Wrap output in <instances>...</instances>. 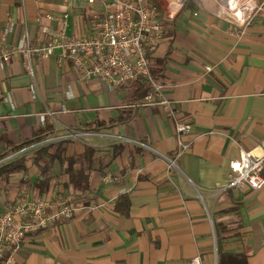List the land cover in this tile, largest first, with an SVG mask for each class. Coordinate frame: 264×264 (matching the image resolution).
Here are the masks:
<instances>
[{
  "label": "crops",
  "instance_id": "1",
  "mask_svg": "<svg viewBox=\"0 0 264 264\" xmlns=\"http://www.w3.org/2000/svg\"><path fill=\"white\" fill-rule=\"evenodd\" d=\"M99 9L0 0V51L21 44L25 33L34 44L52 38L64 12L65 34L78 36ZM217 10L215 0H187L149 57L165 97L190 124L183 137L189 147L179 155L172 120L161 105L144 104L141 81L113 89L98 78L84 80L70 61L58 62L59 49L34 57L33 77L21 54L0 58V155L7 154L0 160L44 130L54 137L83 133L59 140H66V156L93 149L83 194L64 185L67 162L56 158L46 190L33 185L43 178L36 165L1 187L0 211L21 188L30 198H48L53 184L78 207L71 218L29 235L15 264H188L194 256L201 264H264V186L227 187L229 161L241 149L264 153V16L237 38L240 27ZM120 195L128 200L117 208Z\"/></svg>",
  "mask_w": 264,
  "mask_h": 264
},
{
  "label": "built area",
  "instance_id": "2",
  "mask_svg": "<svg viewBox=\"0 0 264 264\" xmlns=\"http://www.w3.org/2000/svg\"><path fill=\"white\" fill-rule=\"evenodd\" d=\"M65 1L78 8L100 4L101 9L91 14L88 31L78 36L66 35L64 28L68 12H64L56 16L59 28L51 33L52 38L34 44L25 33V40L19 45L3 48L0 58L7 61L10 54H21L27 73L33 77L34 57L46 58L59 49L58 62L70 61L84 80L98 78L113 89L129 82L141 81L146 87L144 104L161 105L173 122L179 146L176 155L186 151L189 143L183 137L189 132L190 124L180 120L172 101L164 95V85L153 78L149 57L163 40L167 23L187 0ZM215 2L217 14L240 27L235 32L237 38L241 37L255 16H264V0ZM46 16L48 19L54 18L50 14ZM42 31L47 32L48 29L43 27ZM82 134L68 131L64 136L49 135L41 141L54 143ZM263 168L264 153L254 155L241 149L239 156L229 161L227 187L260 190L264 186V177L261 175ZM77 208L74 196L58 184L52 185L48 198H30L28 190H18L12 203L0 211V264H15L14 254L29 235L49 229L59 220L71 218ZM188 264H201L200 257L194 256Z\"/></svg>",
  "mask_w": 264,
  "mask_h": 264
},
{
  "label": "trees",
  "instance_id": "3",
  "mask_svg": "<svg viewBox=\"0 0 264 264\" xmlns=\"http://www.w3.org/2000/svg\"><path fill=\"white\" fill-rule=\"evenodd\" d=\"M151 74L155 80H158V72H155L151 67ZM51 134V130H44L42 132L38 131L32 136V138L21 142L13 146L10 153L20 150L26 146L39 142L47 138ZM65 144L66 140L49 143L47 145L41 146L33 151L30 156L22 155L5 164L0 165V189L4 185L7 189L10 187L9 178L16 173H23V176L27 175V170L29 165H36L39 170L43 172L42 179H36L34 181V186L38 191H43L47 189L51 176L47 172L49 165L53 159H62L66 163L64 168V173L67 175V181L63 182L64 185H68L72 190L78 194H83L87 189L89 171L92 164L93 149L90 147H85L80 154L66 156L65 155ZM7 154L0 155V159ZM29 160L30 163H29ZM75 163H80L82 166L75 167ZM47 173H46V172ZM22 182H28L26 179H22ZM126 195H120L116 202V207H119L121 201H126Z\"/></svg>",
  "mask_w": 264,
  "mask_h": 264
},
{
  "label": "rangeland",
  "instance_id": "4",
  "mask_svg": "<svg viewBox=\"0 0 264 264\" xmlns=\"http://www.w3.org/2000/svg\"><path fill=\"white\" fill-rule=\"evenodd\" d=\"M53 141H41V142H38V143H34V144H31L27 147H25L26 149L25 150H20L18 152H16L15 154H12L11 156H9L8 158L6 159H2L0 160V165L3 164V162L7 161V160H13L19 156H22V155H26V156H30L34 150H36L37 148L41 147V146H44V145H47L49 143H52ZM9 160V161H10ZM8 161V162H9ZM15 175L11 176V178L14 180V177ZM17 176V175H16ZM19 176V175H18ZM17 179V178H16Z\"/></svg>",
  "mask_w": 264,
  "mask_h": 264
}]
</instances>
